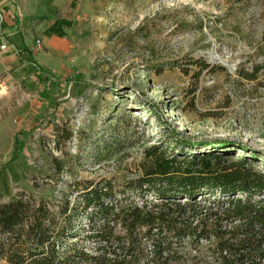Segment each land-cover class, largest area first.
<instances>
[{"label": "rangeland", "instance_id": "1", "mask_svg": "<svg viewBox=\"0 0 264 264\" xmlns=\"http://www.w3.org/2000/svg\"><path fill=\"white\" fill-rule=\"evenodd\" d=\"M33 41L41 74L19 62L0 75V204L76 180L122 190L143 149L161 142L178 155L243 157L264 173V0H108L69 50ZM200 64L214 72L198 75ZM256 67V81L241 80Z\"/></svg>", "mask_w": 264, "mask_h": 264}, {"label": "trees", "instance_id": "2", "mask_svg": "<svg viewBox=\"0 0 264 264\" xmlns=\"http://www.w3.org/2000/svg\"><path fill=\"white\" fill-rule=\"evenodd\" d=\"M17 57L41 74L25 46ZM209 68L200 64L198 75ZM259 69L239 76L254 82ZM170 149L144 148L122 190L110 180L61 181L64 189L49 198L23 193L0 204V263L264 264V173L225 152ZM127 193L139 202L117 200ZM82 217L91 248L80 240Z\"/></svg>", "mask_w": 264, "mask_h": 264}, {"label": "crops", "instance_id": "3", "mask_svg": "<svg viewBox=\"0 0 264 264\" xmlns=\"http://www.w3.org/2000/svg\"><path fill=\"white\" fill-rule=\"evenodd\" d=\"M108 0H0V75L19 65L17 50L34 51L33 39L53 55L70 49L72 35ZM8 43V44H7ZM1 47H4L2 50ZM6 117H4L5 119ZM10 116H7L8 120Z\"/></svg>", "mask_w": 264, "mask_h": 264}, {"label": "water", "instance_id": "4", "mask_svg": "<svg viewBox=\"0 0 264 264\" xmlns=\"http://www.w3.org/2000/svg\"><path fill=\"white\" fill-rule=\"evenodd\" d=\"M223 65L228 67L229 71H231V72L234 70L232 67L228 66L226 63H224Z\"/></svg>", "mask_w": 264, "mask_h": 264}, {"label": "built area", "instance_id": "5", "mask_svg": "<svg viewBox=\"0 0 264 264\" xmlns=\"http://www.w3.org/2000/svg\"><path fill=\"white\" fill-rule=\"evenodd\" d=\"M1 49L3 50V49H4V47H1Z\"/></svg>", "mask_w": 264, "mask_h": 264}]
</instances>
